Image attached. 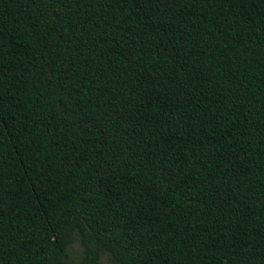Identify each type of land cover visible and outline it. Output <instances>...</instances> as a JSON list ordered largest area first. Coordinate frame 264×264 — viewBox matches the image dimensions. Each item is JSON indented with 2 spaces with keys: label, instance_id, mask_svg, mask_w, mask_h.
<instances>
[{
  "label": "trees",
  "instance_id": "trees-1",
  "mask_svg": "<svg viewBox=\"0 0 264 264\" xmlns=\"http://www.w3.org/2000/svg\"><path fill=\"white\" fill-rule=\"evenodd\" d=\"M0 264H264V0H0Z\"/></svg>",
  "mask_w": 264,
  "mask_h": 264
},
{
  "label": "rangeland",
  "instance_id": "rangeland-1",
  "mask_svg": "<svg viewBox=\"0 0 264 264\" xmlns=\"http://www.w3.org/2000/svg\"><path fill=\"white\" fill-rule=\"evenodd\" d=\"M80 252H81V247L79 245V243H75L72 248H71V259L74 261V262H77L78 261V258H79V255H80Z\"/></svg>",
  "mask_w": 264,
  "mask_h": 264
}]
</instances>
